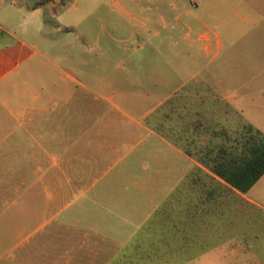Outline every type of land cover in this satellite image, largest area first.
Returning a JSON list of instances; mask_svg holds the SVG:
<instances>
[{
	"label": "crops",
	"instance_id": "1",
	"mask_svg": "<svg viewBox=\"0 0 264 264\" xmlns=\"http://www.w3.org/2000/svg\"><path fill=\"white\" fill-rule=\"evenodd\" d=\"M57 2L0 0V264H264V175L242 193L213 170L246 124L264 134V98L90 91L37 49Z\"/></svg>",
	"mask_w": 264,
	"mask_h": 264
},
{
	"label": "rangeland",
	"instance_id": "2",
	"mask_svg": "<svg viewBox=\"0 0 264 264\" xmlns=\"http://www.w3.org/2000/svg\"><path fill=\"white\" fill-rule=\"evenodd\" d=\"M70 1L46 10L37 49L90 91L130 97L155 91L154 81L163 80V92L175 95L206 82L228 86L232 100L264 98V88H252L264 86V0ZM34 25L37 20L22 18L10 29L29 43ZM12 41L0 36V44ZM251 106L247 112L255 114L258 104ZM260 108L256 118L264 120ZM233 114L235 127L251 121L249 114ZM261 190L264 179L254 192ZM92 256L97 260L96 251Z\"/></svg>",
	"mask_w": 264,
	"mask_h": 264
},
{
	"label": "trees",
	"instance_id": "3",
	"mask_svg": "<svg viewBox=\"0 0 264 264\" xmlns=\"http://www.w3.org/2000/svg\"><path fill=\"white\" fill-rule=\"evenodd\" d=\"M45 1L55 0H42ZM58 2L66 5L71 1ZM235 143V148L220 149L219 162L213 170L234 189L247 193L264 175V134L251 124H246L243 136Z\"/></svg>",
	"mask_w": 264,
	"mask_h": 264
}]
</instances>
